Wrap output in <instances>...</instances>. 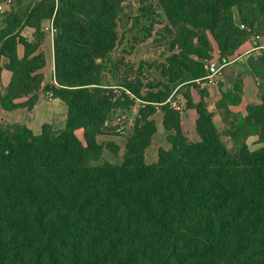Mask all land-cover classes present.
Returning <instances> with one entry per match:
<instances>
[{
  "label": "trees",
  "instance_id": "obj_1",
  "mask_svg": "<svg viewBox=\"0 0 264 264\" xmlns=\"http://www.w3.org/2000/svg\"><path fill=\"white\" fill-rule=\"evenodd\" d=\"M125 1L11 0L0 13V58L11 73L0 108L37 103L52 16L54 83L43 91L66 107L62 129L43 123L34 134L0 122V264H264V50L245 59L258 89L245 114L229 110L241 102L239 79L215 102L234 151L198 84L206 61L225 64L246 42L259 45L264 0H139L140 15L157 7L172 37L166 63L154 67L161 79L146 90L142 74L131 78L111 59ZM136 99L145 103L122 146L99 141ZM157 109L169 147L147 163ZM248 136L261 145L249 149ZM105 149L121 162H98Z\"/></svg>",
  "mask_w": 264,
  "mask_h": 264
},
{
  "label": "rangeland",
  "instance_id": "obj_2",
  "mask_svg": "<svg viewBox=\"0 0 264 264\" xmlns=\"http://www.w3.org/2000/svg\"><path fill=\"white\" fill-rule=\"evenodd\" d=\"M139 0H126L123 3V11L120 14L118 21V42L111 53V59L117 60L118 68L120 72H128L131 78L137 74H142V80L144 84V90H146L147 83H157L161 77L159 72L154 69L156 66H160L166 63L167 57L172 52L169 45L172 41V37L166 31L165 27L167 21L162 15L161 11L156 7L153 14L140 15L138 10ZM176 51V50H173ZM208 62L218 64L214 59ZM150 64V66H148ZM142 65V67H140ZM111 68V66H110ZM207 70V69H206ZM111 74L109 73V76ZM146 85V86H145ZM174 100L183 101L180 94L173 95ZM57 102L63 104L59 99ZM64 105V104H63ZM58 110H55V115ZM242 112V111H241ZM121 114L120 112L116 113ZM116 114L110 118V126L114 128L110 130V136H105L103 139L98 137L99 141L111 140L117 142L122 146L124 142V134L130 131V126L133 120V111L127 114H121L120 120H117ZM126 119V120H125ZM153 119L156 124V132L151 138V144L145 151V161L147 163H153L157 160V149L159 147L168 148L169 143L166 140L168 132L163 128L161 124L162 114L157 109L153 115ZM185 135L189 139H193L192 124L188 120H184L181 123ZM223 127H219V131L223 132ZM122 130L124 132H122ZM117 133V135L115 134ZM77 137L82 140V130L76 131ZM222 140L225 142L229 151H234L236 145L231 139L222 134ZM254 136H248L245 138V142L249 149H256L261 143L256 142ZM122 154V149L120 150ZM109 161L115 164L121 162V157L113 155L109 150H104L101 159L98 162Z\"/></svg>",
  "mask_w": 264,
  "mask_h": 264
},
{
  "label": "crops",
  "instance_id": "obj_3",
  "mask_svg": "<svg viewBox=\"0 0 264 264\" xmlns=\"http://www.w3.org/2000/svg\"><path fill=\"white\" fill-rule=\"evenodd\" d=\"M10 3L5 0H0V13L6 12L10 9ZM48 23V21H47ZM47 23L44 25L46 26ZM2 23L0 22V28ZM22 35L30 40L32 38L33 29L24 28L21 31ZM259 45L253 46L250 42H246L243 45V53L233 58L231 61L223 64L219 74H216L211 80L203 79L198 82L201 87L208 89L210 100L208 109L214 113V122L217 128L223 127L220 114L215 107V102L220 98V89L231 88V79L236 78L241 80L242 85V98L238 105L229 106V110L233 113L245 114V106L251 100H257L258 89L254 79L250 75V72L246 66L245 59L252 52L259 53L264 50V38L258 40ZM45 54V67L42 69L43 81L41 89L38 92V101L31 110L24 108H16L12 110H6L0 108V122H19L26 124L34 134H38L41 131L43 123H50L54 129H62L65 125L66 107L58 101V98L52 97L50 94L45 93L43 88L47 84L54 83V53L53 43L47 40L44 43ZM18 55L21 56L23 52L22 46L17 48ZM216 57V52H214ZM5 60L0 58V90H3L8 84L11 73L4 67ZM218 65V64H217ZM24 98L18 101H23ZM55 110H58L55 115ZM242 111V112H241ZM78 131V130H77ZM104 136H101L103 139ZM146 151V150H145Z\"/></svg>",
  "mask_w": 264,
  "mask_h": 264
},
{
  "label": "built area",
  "instance_id": "obj_4",
  "mask_svg": "<svg viewBox=\"0 0 264 264\" xmlns=\"http://www.w3.org/2000/svg\"><path fill=\"white\" fill-rule=\"evenodd\" d=\"M5 1L8 2V3L11 2V0H5ZM55 3H57V0H55ZM53 20H54V17L52 16L51 18H49L47 25L44 26V30L48 32V35H49V38H50L51 41L53 40V37H54V35H55L56 31H57L56 27L54 26ZM222 66H223V64L216 65V64H213V63H210V62L206 61L205 62V68L207 69L208 72H207V75L203 79L211 80L216 74H219L220 69L222 68ZM198 82H199V80H198ZM144 103H145V101L136 99V104L134 105V107L131 110V112L133 111L134 116L137 114L138 108L141 105H143ZM132 120L133 119H130V122ZM122 132H124V131L122 130Z\"/></svg>",
  "mask_w": 264,
  "mask_h": 264
}]
</instances>
